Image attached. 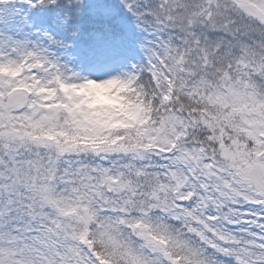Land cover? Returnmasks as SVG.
I'll return each mask as SVG.
<instances>
[{
    "label": "snow or ice",
    "instance_id": "snow-or-ice-1",
    "mask_svg": "<svg viewBox=\"0 0 264 264\" xmlns=\"http://www.w3.org/2000/svg\"><path fill=\"white\" fill-rule=\"evenodd\" d=\"M0 264H264V0H0Z\"/></svg>",
    "mask_w": 264,
    "mask_h": 264
},
{
    "label": "rangeland",
    "instance_id": "rangeland-1",
    "mask_svg": "<svg viewBox=\"0 0 264 264\" xmlns=\"http://www.w3.org/2000/svg\"><path fill=\"white\" fill-rule=\"evenodd\" d=\"M97 2L103 6L109 2L115 4L116 0H97ZM84 28V34L77 39L76 47L72 51L84 59L91 58L92 55L104 54L108 50L111 40L103 30L102 20L86 17Z\"/></svg>",
    "mask_w": 264,
    "mask_h": 264
},
{
    "label": "clouds",
    "instance_id": "clouds-1",
    "mask_svg": "<svg viewBox=\"0 0 264 264\" xmlns=\"http://www.w3.org/2000/svg\"><path fill=\"white\" fill-rule=\"evenodd\" d=\"M90 87H103L105 89H109L113 94H116L120 91V86L115 84L103 85V86H90Z\"/></svg>",
    "mask_w": 264,
    "mask_h": 264
}]
</instances>
